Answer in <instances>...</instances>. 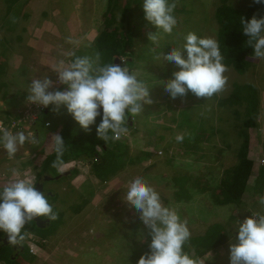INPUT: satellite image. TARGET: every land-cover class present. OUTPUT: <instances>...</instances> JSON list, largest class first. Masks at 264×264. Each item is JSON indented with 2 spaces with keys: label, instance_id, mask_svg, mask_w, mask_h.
I'll return each instance as SVG.
<instances>
[{
  "label": "rangeland",
  "instance_id": "374dc122",
  "mask_svg": "<svg viewBox=\"0 0 264 264\" xmlns=\"http://www.w3.org/2000/svg\"><path fill=\"white\" fill-rule=\"evenodd\" d=\"M251 1L230 0V4L237 8H245ZM123 2L120 1V3ZM218 2L219 0H176V5L185 10L183 14H178L179 12L174 10L178 20L175 27L181 26L182 29L180 33L172 37L170 46L167 45L164 50L160 49L157 55H150L144 49L150 47L152 51H155L158 45L163 47L161 40L170 41V34L174 31L165 35L158 33L157 44L149 41L145 34H139L134 48L137 65L132 68L137 77L141 80L146 77L144 83L150 77L152 80L155 79L150 88L155 87L159 79L166 81L171 78L173 69H177L176 66L163 58L159 62L157 56L160 52L170 50V47H180L184 42L183 37L188 32L216 39L218 25L214 10ZM139 3L138 17L144 18L141 0ZM105 5L106 0H36L32 2L31 7H27L30 12L29 17L22 22L25 24L26 31L22 33L20 39L22 41L18 44L13 42L15 38L12 39L10 32L5 33V27L0 18V38L7 37L10 40L5 51L7 72L4 88L7 93L6 98L0 101V125L12 132L33 133L31 127L16 128L15 126L19 112L22 113L23 119L27 115L28 109L23 108L24 105H28L25 103L27 84L32 79L45 76L53 81L56 80V70L53 69L57 66L56 59L58 56L63 57L71 47L64 58L66 61L69 53L94 40L102 28V13ZM0 6H3L1 0ZM133 11L136 18L137 6ZM144 21L145 25H149L145 19L138 23L141 24ZM225 75L228 77L225 89L216 96L204 100L203 103L199 102L202 98L189 95L191 92L184 97L172 99L162 84V90L154 94L155 98L151 96L152 102L143 104L137 123L128 129L126 142L129 147L128 153L132 155L138 142L142 141L143 147L140 150L149 151L150 147L152 154L149 157H144L141 161L137 160L135 165H128L105 182H99L95 178L90 171V164L86 161L81 164L70 163L78 168L79 174L76 177H70L66 181L68 184L61 181L53 183H50L51 180L46 181L45 188L56 195V198L48 196L49 203L60 216L61 221L55 233L47 237L44 243H41L34 233L27 229L26 234L31 238L30 243L27 241L22 243L27 247L31 246L37 260V262L27 261L28 264H44L48 261H53V264H136L139 256L147 251V242H139L136 239V232L138 229H143V225L137 219L135 210L122 201L127 181L136 175L143 176L160 193L165 204L178 206L180 216L187 221L191 235L203 232L213 223L228 222L231 242L234 243L235 233L232 231L236 220H243L254 212H264L260 201L244 202L234 212L236 215L234 217L232 216L234 204L216 205L209 193H199L192 189L189 180L186 181L187 185L183 184L180 187L189 189L192 198L187 201L179 200L182 196L178 194L180 196L178 197L174 194L178 185L174 187L172 181L175 175H179L177 180L180 179L183 182L184 175L193 177L192 174L197 173V177H202L203 174L215 183L225 169L236 162V148L240 138L236 136L235 122L237 126L241 127V125L236 120V108L219 107L218 99L219 96L231 92L232 84L238 81L242 82L241 84L255 83L258 86L261 101L257 112V127L248 132V139H250V156L253 155L252 158H255V161L256 158L264 159V60H257L244 74H239L230 67ZM167 102H170L169 108H167ZM193 104L196 112L202 111L200 115L204 117L207 128L212 131L215 129L214 134H216L209 142L212 144L208 141L204 142L202 149L196 152L188 149L189 142L184 136L186 132L176 129V125L182 122L180 114L185 111L192 112L190 106L192 107ZM36 109H40V106L34 105L33 113ZM177 135L184 136L182 142L176 141ZM32 146L26 143L20 147L14 160H10L0 149V187L17 179L11 175L12 168L20 171V179L30 180L33 174H37V169L27 166ZM49 150L50 146H47L45 151ZM259 167L257 164V173ZM212 171H215V176L211 173ZM84 179H90L96 191L93 202L86 208L76 211L75 208L80 205L81 198L78 197L80 188L76 193L75 186ZM258 184H261L264 189V181L260 180L258 183L257 178H252L247 188L250 194H255ZM69 186L71 189L68 191ZM256 195L259 199L262 196ZM59 208L64 212L63 215ZM229 242L228 240L218 249L207 252L203 256L192 255L201 260H207L205 264L211 262L229 264Z\"/></svg>",
  "mask_w": 264,
  "mask_h": 264
},
{
  "label": "clouds",
  "instance_id": "9594fccd",
  "mask_svg": "<svg viewBox=\"0 0 264 264\" xmlns=\"http://www.w3.org/2000/svg\"><path fill=\"white\" fill-rule=\"evenodd\" d=\"M264 5V0H253ZM144 19L155 27L148 34V40L158 43V33H172L178 20L174 14L176 0H141ZM240 29L247 37L254 59L264 60V15H253L245 20L241 16ZM180 47H170L160 52L162 58L172 62L178 70L171 78L161 81L170 98L184 97L191 92L197 98H212L222 92L228 81L220 43L214 37L198 36L188 32ZM69 61H60L55 71L56 80L48 76L32 79L27 84L25 103L55 109L63 106L73 120L85 130L96 123V136L104 143L117 141L128 132V120L139 116L144 103H151L149 86L138 79L126 61L101 63V55L94 57L76 56ZM56 85H63L60 90ZM52 151L55 159L52 167L63 166L66 150L65 140L59 134L52 137ZM182 142L183 135L175 137ZM34 133L12 132L0 125V149L10 160H14L18 149L26 143L36 145ZM17 177L0 187V234L7 237L8 245H22L25 239V225L34 218H47L52 222L57 213L49 203L45 192L37 190L35 174L30 180L20 179L17 168L10 169ZM122 201L135 210L136 217L143 225L138 229L136 239L147 242V251L142 253L136 264H205L207 260L186 252L185 245L191 238L187 221L182 219L178 206L165 204L160 193L141 175L126 183ZM264 207V198L260 200ZM146 230V235H145ZM235 242L229 237V264H264V212H254L243 220H236L233 231ZM131 233V232H130ZM132 235V233H131ZM210 255V253H209ZM211 256V255H210Z\"/></svg>",
  "mask_w": 264,
  "mask_h": 264
},
{
  "label": "trees",
  "instance_id": "16d2710c",
  "mask_svg": "<svg viewBox=\"0 0 264 264\" xmlns=\"http://www.w3.org/2000/svg\"><path fill=\"white\" fill-rule=\"evenodd\" d=\"M3 8H0V18L5 27V33L10 32L14 43H19L22 40V33L26 31L25 24L29 17V11L27 7H31L32 2L35 0H1ZM140 0H124L123 5L119 4V0H106L105 11L102 13V28L99 31L98 36L93 43H86L80 49L74 51L76 56L94 57L95 53L99 52L101 55V63H110L115 58H126L129 68H133L137 63L136 54L134 51L135 37L139 34H145L146 38L149 33L156 31L155 27L151 24L145 25L143 23H136L132 21V5ZM176 11H184L183 7L176 5ZM131 15V16H130ZM253 15H264V5L253 3V0L245 8H237L230 4V0H219L214 10V17L218 24V34L216 40L220 43L222 55L224 56V63L227 68H233L238 73L246 72L258 59H254L251 56L252 49L247 44V37L240 29L241 16L245 20L251 18ZM1 24V23H0ZM1 28V25H0ZM148 39V38H147ZM20 40V41H19ZM10 40L7 37L0 38V101L6 98V85L5 75L7 72V58L6 48ZM85 50L86 52H84ZM146 53L150 55H157L160 50L159 47H155V51H152L150 47L144 49ZM150 51V52H147ZM71 60L72 57L70 56ZM150 76V75H149ZM141 77V76H140ZM146 78V77H145ZM144 78V79H145ZM139 80H141L138 77ZM144 79L141 81L143 82ZM155 80V79H154ZM152 78L147 79L146 85L149 86V94L154 97L162 90V79L155 84V87L150 88L154 83ZM63 85H58L57 88L63 90ZM192 93H189L191 95ZM193 96V94H192ZM216 96V95H215ZM202 98V97H201ZM205 98H202L199 102L203 103ZM259 91L258 86L255 83L241 84L240 82H234L232 90L228 95L222 96L218 99L219 107H235V113L237 115L236 120L240 122V126L236 125V136L240 138V143L236 148L238 161L236 164L229 166L223 172V175L218 177V180L213 183L210 177L202 174V177H197V173L192 174L193 177L184 175L183 182L177 180L179 175L172 177L174 187L176 185V196L181 195L179 200H189L192 196L189 189L180 187L181 185H187L186 181H191L192 189L201 193H209L213 201L218 205H226L229 203L235 204L237 207L234 212L238 210L239 205L244 202H251L254 200V196L249 194L246 196L248 184L252 181V178L257 177L259 181H264V164L263 160L258 158L253 159V155L250 156V148L248 139V132L251 129L257 127V112L259 111ZM162 103V102H161ZM146 104V103H144ZM167 108L170 107V102L166 103ZM192 107V112L185 111L180 114L182 122L177 124L176 129H182L185 131V140L189 142L187 146L192 152H196L202 149V143L212 141L215 129L209 130L205 123V119L201 112H196ZM240 106V107H237ZM194 113V114H193ZM40 117L37 120L33 132L36 133L38 144L36 145L40 149L39 155L42 161L36 168L38 174H49L55 178H66L67 173L78 174V169L72 166L67 169L62 167L70 161L83 160L90 164L91 172L100 181L105 182L128 165H135L138 161H141L144 157H149V153L143 147L142 141H139L135 152L130 155L128 153V145L126 142V135H123L121 139L117 141H109L104 143L96 136V125L100 122V117L96 118V123L90 126L88 130L82 129L67 113L66 109L61 106L59 109H55L52 105L43 110L40 113ZM199 114V115H195ZM8 115V114H7ZM135 116L128 120V128L137 122ZM49 125H46V123ZM59 134L65 140L66 150L62 157L63 166L60 169L52 167V162L55 159V154L52 151V136ZM214 134V135H213ZM192 141V143H190ZM209 144H212L209 143ZM45 146V147H44ZM51 146L50 151L46 152V147ZM140 150V151H139ZM205 150V147H204ZM203 150V154L205 152ZM91 159V160H89ZM31 161L28 160L27 166ZM23 161L21 162V166ZM257 164L260 166L257 173ZM215 176V171L211 172ZM257 173V175H256ZM263 184V183H262ZM81 192L78 193V197L82 200V206L87 205L95 194V186L90 179H84L77 185ZM263 190L261 184H258L257 189ZM256 194L262 195L261 192ZM51 198H56L54 193ZM180 197V196H178ZM262 196H257V200H261ZM61 221L59 215L55 221L50 222L46 227L39 228L34 222L29 225H25V229L30 230L34 235L45 237L52 234L58 223ZM229 223H213L207 227V229L200 234L191 235L190 240L185 245V251L189 254L196 256H203L207 252L218 249L224 245L231 235L229 230ZM49 229V230H48ZM229 232V233H228ZM5 235L0 234V239H4ZM31 238L25 235L24 243H30ZM0 245V262L4 264H28L29 261L35 259L34 253L31 251V246L27 247L23 243V250L20 251L19 247L14 249L13 246L5 244ZM28 261V262H27ZM210 264H213L211 262Z\"/></svg>",
  "mask_w": 264,
  "mask_h": 264
},
{
  "label": "bare ground",
  "instance_id": "6f19581e",
  "mask_svg": "<svg viewBox=\"0 0 264 264\" xmlns=\"http://www.w3.org/2000/svg\"><path fill=\"white\" fill-rule=\"evenodd\" d=\"M120 1H124V0H119V4L120 5H123V4H121L120 3ZM137 6V13H136V18H135V13H134V11H133V9L135 8ZM132 7H133V9H132V12H133V16H132V21H136V23L138 22V21H141V20H144V18H141V17H138V10L140 9V3L139 2H136V3H134V5H132ZM103 11H105V8H104V10ZM185 11V10H184ZM184 11H177V12H179L178 14H183V13H185ZM174 14H175V12H174ZM71 16H72V14H71ZM131 16V15H130ZM68 19H69V16H68ZM70 20V19H69ZM218 25V24H217ZM181 29H182V27L181 26H178V27H175L174 28V32H173V34H170L171 36H170V41H165V40H161V42H162V44H163V47H160L159 45H158V47L160 48V49H165V47L167 46V45H169L170 46V42L172 41V37L174 36V35H176V34H178V33H180V31H181ZM100 31V30H99ZM162 35H165V33H162V32H160ZM98 34H99V32H98ZM98 34L95 36V38H94V40L96 39V37L98 36ZM136 39H137V37H135V41H136ZM94 40L92 41V42H88V43H93L94 42ZM160 42V43H161ZM167 43H169V44H167ZM84 45V44H83ZM82 45V46H83ZM81 46V47H82ZM81 47H79V49L81 48ZM134 48H135V45H134ZM78 50V49H77ZM136 54V53H135ZM70 60V59H69ZM145 60V59H144ZM114 63H120V60H119V58H115L114 59ZM255 64V63H254ZM253 64V65H254ZM252 65V66H253ZM251 66V67H252ZM250 67V68H251ZM231 69H233V68H231ZM131 70H132V68H131ZM176 70H178V69H173V71H176ZM167 72H168V70H166ZM239 74H244V73H239ZM238 82H240V81H238ZM240 83H242V82H240ZM233 85V84H232ZM58 85H56V87H57ZM259 91V90H258ZM229 94V93H228ZM227 94V95H228ZM224 96H226V95H224ZM259 96H260V93H259ZM220 97H222V96H219V98ZM260 101H261V99H260ZM260 101H259V104H260ZM227 107H230V106H227ZM24 109H28L27 110V115H26V118H22L21 117V112H19V114H18V118H17V121H16V128L17 127H20V128H22V127H24V126H28V128L29 127H34L35 126V124H36V119L38 118L39 119V117H40V113L44 110V108L43 107H40V109H36L35 110V112L33 113V110H34V105H24V107H23ZM22 108V109H23ZM33 108V109H32ZM8 112H6V114H7ZM8 115H10V114H8ZM140 116V115H139ZM37 119V120H38ZM7 120H9V119H7ZM137 121H138V118H137ZM137 122H135V124H136ZM134 124V125H135ZM46 125H49V123L47 122L46 123ZM134 125H132V126H130L128 129H131ZM176 127H177V125H176ZM32 131H33V129H32ZM34 133V132H33ZM35 135H36V133H34ZM127 134H128V132L125 134L126 136H127ZM37 137V136H36ZM38 144V143H37ZM36 144V145H37ZM149 146H151V145H149ZM38 148V149H37ZM50 149H51V146H50ZM50 151V150H49ZM46 152H48V151H46ZM148 153H149V155H151L152 154V152L150 151V147H149V151H147ZM264 152V151H263ZM39 153H40V149H39V147H37V146H35V145H33L32 146V151H31V155H30V161H31V163H30V167H33L34 169H37L36 168V166H38L39 164H40V162L42 161V158H43V156L41 157L40 155H39ZM236 155H237V151H236ZM37 158H38V160H37ZM263 160V164H264V159H262ZM237 161H238V157H237V160H236V162L234 163V164H236L237 163ZM71 162H73V163H78V164H81L82 162H84L83 160H77V161H70L69 163H67V164H65L63 167H62V169H67V168H70V167H72V166H74V165H70V163ZM233 165V164H232ZM29 166V165H28ZM75 168L76 169H78L76 166H75ZM90 171H91V168H90ZM92 173V172H91ZM68 174V176L66 177V178H62V179H59V178H55L54 176H52V175H49V174H38V169H37V174H36V177H37V182L35 183V185H34V187L37 189V190H39V191H43V192H45L46 193V195L47 196H52L53 195V193H52V191L51 190H48V189H46L45 187H46V181H49V180H51L52 182H50V183H53L54 181H61V182H66V181H68L69 179H70V177H76L78 174H79V171H78V174L77 175H74L73 173H67ZM94 175V174H93ZM17 178V177H16ZM19 178V177H18ZM96 178V177H95ZM254 178H257V177H254ZM97 179V178H96ZM12 180V179H11ZM98 180V179H97ZM99 181V180H98ZM92 182V181H91ZM100 182V181H99ZM93 183V182H92ZM256 183H257V181H256ZM66 184H68V182H66ZM94 185V184H93ZM95 186V185H94ZM248 188V187H247ZM71 189V186H69L68 188H67V190L69 191ZM78 189H79V187L78 186H75V191H76V193H77V191H78ZM195 190V189H194ZM79 191L81 192V190L79 189ZM95 191H96V188H95ZM197 191V190H196ZM198 192V191H197ZM247 192L249 193V191H248V189H247ZM256 192H261L262 193V198H264V193H263V190H261V189H258ZM256 192H255V194H251V195H253L254 196V200H257V195H256ZM199 193H201V192H199ZM250 194V193H249ZM94 197V196H93ZM80 198V197H79ZM191 198H192V196H191ZM190 198V199H191ZM93 199V198H92ZM91 199V201L87 204V205H84V206H82L81 204H82V200H80V205L78 206V207H76L75 208V210L76 211H79V210H82V209H84V208H86L87 206H89L90 205V203L91 202H93V200ZM189 199V200H190ZM213 200V199H212ZM253 201V200H252ZM251 201V202H252ZM229 204H232V203H229ZM228 204V205H229ZM57 205V204H56ZM216 205H218V204H216ZM240 206V205H239ZM237 206L234 204V209L236 208ZM234 209H233V211H234ZM58 210H62L61 208H59ZM63 211H61V214L63 215ZM232 214H233V212H232ZM43 219H45V218H43ZM223 223H228V222H223ZM50 224V221H48L47 223H45L44 224V227H46V226H48ZM43 227V228H44ZM208 227V226H207ZM207 227H206V229H207ZM205 229V230H206ZM204 230V231H205ZM203 231V232H204ZM203 232H201V233H203ZM53 233H55V231L53 232ZM52 233V234H53ZM52 234H50V235H47V236H45V237H42V236H39V235H34V236H36L37 238H38V240H40L41 241V243H44L47 239V237H50ZM197 234H200V233H197ZM197 234H195V235H197ZM3 239H0V241H2ZM2 244H4V243H0V245H2ZM19 247V249H17ZM28 247H30V246H28ZM13 248L14 249H17V251L18 250H20V251H22L23 250V243H22V245H15V246H13ZM31 249V248H30ZM31 251H32V249H31ZM32 253H33V251H32ZM0 263H2V264H4L3 262H0Z\"/></svg>",
  "mask_w": 264,
  "mask_h": 264
},
{
  "label": "crops",
  "instance_id": "0c3cea01",
  "mask_svg": "<svg viewBox=\"0 0 264 264\" xmlns=\"http://www.w3.org/2000/svg\"><path fill=\"white\" fill-rule=\"evenodd\" d=\"M36 1V0H35ZM60 39L62 40V36L60 35ZM69 47V46H68ZM63 48V47H62ZM71 47H69V49H70ZM69 49L66 51V53H65V55H63V57H59L58 56V59H56V63H55V65H57V66H55V68H53L54 70H57V67H58V65H59V63H60V61H62V60H64V58H65V56L67 55V53L69 52ZM74 52V51H73ZM61 55V54H60ZM69 55H68V59L66 60V61H69ZM52 68V67H51ZM195 235V234H194ZM46 260V259H45ZM34 262H37V260H33ZM40 261V260H39ZM39 261H38V263H39ZM44 264H53V261H48V262H46V263H44Z\"/></svg>",
  "mask_w": 264,
  "mask_h": 264
},
{
  "label": "water",
  "instance_id": "95a60500",
  "mask_svg": "<svg viewBox=\"0 0 264 264\" xmlns=\"http://www.w3.org/2000/svg\"><path fill=\"white\" fill-rule=\"evenodd\" d=\"M33 222L35 223V225L39 228H43L44 227V224L48 222L47 218L43 219L41 217H36L34 218ZM3 242L8 243L7 242V237L5 236L4 239H3Z\"/></svg>",
  "mask_w": 264,
  "mask_h": 264
},
{
  "label": "flooded vegetation",
  "instance_id": "af4514ba",
  "mask_svg": "<svg viewBox=\"0 0 264 264\" xmlns=\"http://www.w3.org/2000/svg\"><path fill=\"white\" fill-rule=\"evenodd\" d=\"M52 193H53V195H54V192H53V191H52ZM53 195H52V196H53Z\"/></svg>",
  "mask_w": 264,
  "mask_h": 264
}]
</instances>
